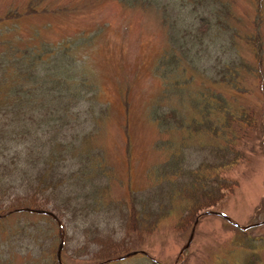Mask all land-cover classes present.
Listing matches in <instances>:
<instances>
[{
    "label": "trees",
    "instance_id": "trees-1",
    "mask_svg": "<svg viewBox=\"0 0 264 264\" xmlns=\"http://www.w3.org/2000/svg\"><path fill=\"white\" fill-rule=\"evenodd\" d=\"M49 1L30 0L23 12L7 8L0 13V216L32 210L74 222L79 219L87 239L84 247L98 245L101 252L95 257L105 261L125 255L128 249L113 243L111 236L102 237L88 218L93 205L101 208L100 191L105 189L104 177L109 173L101 160L94 162L101 152L90 146L97 123L108 114L98 104V86L91 83L85 61L78 55L92 39L26 46L9 27L38 15ZM118 1L129 10L136 8L144 14L153 10L160 15L166 47L155 73L162 82V96L150 115L159 131L154 150L166 152L168 157L156 169L159 184L133 194L117 210L126 231L142 235L163 217L154 213V207H162L161 194L186 197L185 203L192 208L178 225L188 228L200 212H209L238 187L225 173L246 158L231 146L236 147L235 133L256 141L262 130L264 0H251L254 14L248 16V26L245 17L234 13L239 0ZM46 8L44 14H49ZM205 147L217 153V166L204 163L195 168L189 164L186 151L199 152ZM201 172H207V177L216 173L219 188L207 177L201 178ZM210 189L216 192L213 198ZM143 198L148 201H138ZM19 213L21 220L9 234L0 231L2 247L20 237L37 248L50 226L57 224L48 215ZM12 216L2 220L1 226ZM22 221L27 223L25 228L18 225ZM237 231L242 241L236 245L251 246L246 232ZM3 255L0 262L8 261ZM19 259L16 256L13 264ZM37 260L33 264H40V257Z\"/></svg>",
    "mask_w": 264,
    "mask_h": 264
},
{
    "label": "rangeland",
    "instance_id": "rangeland-1",
    "mask_svg": "<svg viewBox=\"0 0 264 264\" xmlns=\"http://www.w3.org/2000/svg\"><path fill=\"white\" fill-rule=\"evenodd\" d=\"M29 1L0 0V13L7 8H18L23 12ZM46 5L49 14H44ZM253 9L251 0H239L234 13L245 17L243 21L248 26L249 17L252 18L254 14ZM39 10L38 15L9 25L15 31V37L26 46L92 39L91 45L81 49L78 55L81 61H85V73L89 74L91 83L98 86V104L108 114L97 123L94 138L90 141V146L101 152L100 156L94 157V162L101 160L102 166L109 171L104 177L105 189L100 191L101 208L93 205L88 216L89 222L95 224L101 236H111L113 243L123 245L128 249L125 255L144 251L161 264H247L249 261L264 264V120L256 141L244 139L242 132L235 133L236 147L233 144L231 146L238 149L241 156L246 155V158L237 161L225 173L228 180L238 183V187L233 193L227 192L210 210L228 216L241 227L254 226L246 232L251 246L239 248L236 242L242 240L239 239L238 229L223 217L206 215L207 211H204L197 216L199 222L190 248L180 256L195 224L183 229L178 225L179 220L192 208L189 203H185L186 197L178 195L167 198L161 194L159 201H162V207H154V213L163 217L154 229L142 235L128 233L121 220V211L117 208L129 202L133 194L155 188L159 184L156 169L168 157L166 152L154 150L159 131L150 115L154 104H158L162 96V82L155 73L156 63L166 47L160 15L153 10L145 14L136 8L129 10L118 0H51ZM53 10L57 12L53 13ZM210 66L205 65L206 68ZM85 110L81 109L82 112ZM261 111L264 114V105ZM82 117L87 116L83 113ZM206 142L204 138L203 145L207 146ZM220 143L222 141L219 140L218 145ZM223 143L226 144V141ZM212 152L213 149L208 147L199 152L186 151L185 158L195 168L204 163L216 167L220 160L216 157L217 153ZM201 173V178L207 177V172ZM207 178L217 188L220 177L215 173L213 177ZM210 190L213 198L216 192ZM138 201L143 203L148 199ZM14 214L0 219V231L9 234L13 225L21 220L22 213ZM10 216L9 222L1 226V221ZM54 216L57 224L50 226V230L37 242V248H32L26 239L20 237L16 241L11 238L3 247L0 244V256L4 254L3 259L8 258V261L0 263L13 264L17 256L21 258L18 264H33L39 257L40 264H58L60 246L63 264H104L125 256H115L105 261L96 259L100 248L96 244L84 247L87 239L79 219L74 222L69 221L68 217L59 219L57 215ZM18 225L25 228L27 223L22 221ZM1 236L4 237L3 234ZM254 240L257 241L252 244ZM106 264L151 262L147 257L138 255Z\"/></svg>",
    "mask_w": 264,
    "mask_h": 264
},
{
    "label": "water",
    "instance_id": "water-1",
    "mask_svg": "<svg viewBox=\"0 0 264 264\" xmlns=\"http://www.w3.org/2000/svg\"><path fill=\"white\" fill-rule=\"evenodd\" d=\"M22 211H24V210H22ZM25 211H27V212H34V211H30V210H25ZM34 213H37V214H45L44 212H34ZM207 214H208V215H219V216L225 218L227 221H229V222L231 221L230 219H228L227 217H225V216L222 215V214H218V213H214V212H209V213H207ZM207 214H206V215H207ZM48 215H50V214H48ZM0 219H2V217H0ZM249 228H251V227L243 228L242 230H248ZM194 232H195V228L193 229L192 235H191V237H190V239H189L187 245H186L185 248L182 250V253H181V254H183L184 251L190 247V245H191V243H192V241H193V238H194ZM139 254H145V253H144V252H134V253L128 254L127 256H124V257H122V258H117V259H115V261H122V260H125V259H128V258H131V257H134V256L139 255ZM59 261H60V252H59ZM113 261H114V260H113ZM109 262H111V261H109ZM109 262H108V263H109Z\"/></svg>",
    "mask_w": 264,
    "mask_h": 264
}]
</instances>
